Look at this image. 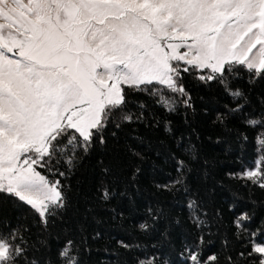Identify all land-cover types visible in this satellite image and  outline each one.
Here are the masks:
<instances>
[{
    "label": "snow or ice",
    "instance_id": "6c2138e0",
    "mask_svg": "<svg viewBox=\"0 0 264 264\" xmlns=\"http://www.w3.org/2000/svg\"><path fill=\"white\" fill-rule=\"evenodd\" d=\"M243 73L247 89L234 85ZM258 84L264 0H0V201L28 206L38 230L0 217V264H84L86 242L77 244L70 228L63 229L57 259L48 258L51 229L75 211L67 178L97 151L103 172L119 178L131 159H143L133 142L143 144L145 133L160 129L172 134L166 119L145 111L141 95L169 114L194 110L193 89L222 95L214 123L241 121L257 130L252 166L233 177L264 191V94L261 111L250 110ZM125 129L133 134L122 135ZM176 146L184 147L179 139ZM186 151L189 159L170 156L177 176L157 187L188 191L195 155ZM112 195L105 187L101 199ZM188 207L200 231L184 244L183 264H264V219L253 227L255 207L234 214L231 231L218 237L219 253L207 257V220L197 200ZM134 264L159 262L146 257Z\"/></svg>",
    "mask_w": 264,
    "mask_h": 264
},
{
    "label": "trees",
    "instance_id": "16d2710c",
    "mask_svg": "<svg viewBox=\"0 0 264 264\" xmlns=\"http://www.w3.org/2000/svg\"><path fill=\"white\" fill-rule=\"evenodd\" d=\"M234 85L247 89V74H241ZM262 94L264 84H258L250 93V110L254 113L261 111ZM192 96L194 110L182 107L178 113L169 114L152 104L151 98L141 95L139 100L148 106L145 111L166 119L172 134L160 129L145 133L143 144L133 142L143 159H131L130 166L119 178L103 172L101 161L105 158L100 151L85 159L79 170L67 178L75 211L69 212L67 223L57 221L51 229L49 259H57V250L64 239L63 229L70 228L77 244H81V237L86 242L81 245L84 264H134L137 258L146 257H155L159 264H183L184 244L194 240L200 231L191 218L190 200H197L201 218L209 226L203 233L209 242L204 248L205 257L219 253L218 237L231 231L235 213L255 207L257 216L253 227L264 219V191L250 190L233 177L246 166H252L256 158L257 130L241 121H232L227 127L214 123L215 109L224 103V97L216 91L193 89ZM132 134L131 129L122 133ZM178 139L183 149L177 148ZM189 148L195 159L190 160V171L186 174L188 191L157 187L170 185L177 176L175 161L170 156L175 153L189 159L186 151ZM136 167L140 172L133 180ZM105 187L113 194L108 201L101 199ZM230 205L235 208L230 210ZM149 209L157 216L155 220ZM0 217L12 226H31L34 234L38 231L31 209L22 203L0 201ZM145 221L151 225L146 232L139 228ZM118 240L134 247L125 251Z\"/></svg>",
    "mask_w": 264,
    "mask_h": 264
}]
</instances>
